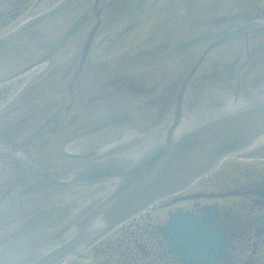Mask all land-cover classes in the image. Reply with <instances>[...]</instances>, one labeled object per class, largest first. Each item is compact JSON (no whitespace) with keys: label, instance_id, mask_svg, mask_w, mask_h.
I'll list each match as a JSON object with an SVG mask.
<instances>
[{"label":"water","instance_id":"water-1","mask_svg":"<svg viewBox=\"0 0 264 264\" xmlns=\"http://www.w3.org/2000/svg\"><path fill=\"white\" fill-rule=\"evenodd\" d=\"M13 1L8 0L11 3L8 8L13 6ZM19 1L22 3L23 0ZM253 1L111 0L108 6H104L107 19L105 25L120 28L104 34L107 32L104 25L105 29L98 36L104 34L105 37L92 42V58L96 62L110 58L117 64L105 66L108 72L97 84L88 81L90 74L85 77L83 83L87 85L78 91L76 106L62 135L48 138V152L56 155L60 148L68 153H85L106 143L107 136L115 138L130 127L144 128L149 125L154 118L150 113L155 112L157 107L153 99L159 98L160 92L175 75L184 77L187 74L209 39L221 34L239 19H253L258 14L264 17V11L258 13V8L252 9ZM263 1L258 0L259 3ZM93 3L94 0H24L19 6L17 20L0 32L1 52L3 47L6 50L0 56V67L12 56V48L17 47L20 51V48L31 47L30 41L34 47L21 50L22 63L40 55L46 60L26 71L23 69L28 64L18 68L13 66L8 69L7 75L0 78V93L4 90L9 93L0 95V126H7L8 123L19 121L30 114L34 116L30 127H37V123H43L52 114L58 98L55 93L43 95L39 91L46 82L54 85L52 90L56 87L63 89L72 74L68 68V59L73 56L77 62L83 47V41L80 43L75 34L68 33L74 21L62 23V14L59 13L71 12L70 16L77 20L80 16H77L78 13L86 15L92 12ZM243 8L248 13L241 18L239 14H242ZM45 14L50 15L37 19ZM56 16L61 20L59 19L58 24H53L58 21ZM219 16L224 19L219 24L209 22ZM233 16L237 18L233 19ZM32 21L33 24H38L32 27ZM49 25L52 29L45 32L44 29ZM91 25L92 19H88L85 26L89 29ZM130 25L132 28H128ZM164 25L168 27L152 43L146 41V45L142 44L141 38L148 31L151 35L158 34L159 30L151 27ZM164 30L170 32L165 33ZM41 31L44 36L39 35ZM257 33H264L263 20L246 22L219 35L184 79L173 112L165 111L161 124L146 136H138L127 153L93 162L73 173L79 181L93 183L89 188L91 196L99 201L41 250L39 257L29 264H60L73 257L121 222L146 210L155 201L183 190L208 174L227 156L264 155V78L254 84L226 89L216 88L209 78L204 80V76L215 72H226V76L229 72L238 73L243 63L245 70H248V78L253 72L264 69V37L249 40L250 58L253 53L257 58L254 67H249L247 63L246 41L240 38L214 50L196 74L195 81L200 84V88L192 92L189 87L196 69L212 49L238 37ZM15 34L18 36H14ZM89 40L90 38L86 43L87 47ZM163 41H167L168 48L157 59L159 64L155 65L151 61L147 65L145 58L148 52ZM167 58L172 59L168 61ZM48 61L58 65L49 66ZM90 67L94 69L98 65ZM98 74L102 75L101 72ZM143 75L147 76L148 82L156 81L152 93L145 98H134L121 91L119 84L122 80ZM116 83L119 87H116ZM93 84L95 86L92 89L90 87ZM188 96L195 103H191ZM67 97L66 94L65 99ZM21 104L24 105L20 108ZM138 106L143 111L146 110L145 114L149 115L147 120L144 119L145 114L131 109ZM49 110L52 112L47 114ZM83 110H87L89 116ZM130 110L143 117L140 116L135 121L125 120L128 122L125 125L116 126L111 123L107 132H89L99 127L102 120L116 119L115 121L121 120L118 122L124 123V116L131 114ZM74 114L77 118L71 122ZM197 185L198 183L194 186ZM192 220V215L172 216L166 229V239L177 250H190L195 254L202 252V259L210 261L211 253L207 252L204 244L214 240L215 236L202 229L205 222L197 221L193 224Z\"/></svg>","mask_w":264,"mask_h":264},{"label":"flooded vegetation","instance_id":"flooded-vegetation-1","mask_svg":"<svg viewBox=\"0 0 264 264\" xmlns=\"http://www.w3.org/2000/svg\"><path fill=\"white\" fill-rule=\"evenodd\" d=\"M251 7L258 8V13L263 12L264 1L259 3L254 0ZM242 13L239 14L241 18L247 16L248 10L244 8ZM257 16L262 17L259 14ZM101 19L103 26L102 13ZM247 20L249 19H239L236 23ZM164 43L158 47L163 51L149 54L153 56L149 57V61H157L158 58L154 56H161L167 50ZM245 53L249 67H254L257 58L254 53L250 58L248 45ZM93 61L97 64L95 59ZM98 62L105 64L109 60L103 58ZM87 67L88 65L85 73L96 76L97 68L90 67L88 71ZM248 74L243 63L238 73L229 72L228 76L226 72L221 73L220 79L229 86L240 85V82L252 80L250 77L258 79L264 76V69L253 72L249 78ZM83 75L77 79V83L82 80ZM176 82L177 77L169 83L164 97L153 99L157 107L155 112L150 113V116H154L152 123L144 128L130 127L114 139L107 136L106 143L99 146L102 148L74 155L75 164L70 165L69 169L50 160L48 154L47 157L44 156L48 141V137L44 138L45 135L53 130L59 131V127L37 128L29 137L25 120L21 123L28 135L23 128H19L21 126L0 129V264H26L39 252L46 240L59 234L65 226L97 203L89 189L93 183L81 182L73 173L92 162L126 152L136 141L135 136L142 135L147 130L145 128L159 122L155 120L162 106L164 113L168 110L172 113L176 101ZM155 84H147L146 76L143 75L119 85L123 93L143 97L152 92ZM6 94V91L0 93L1 96ZM189 100L195 103L192 97ZM138 113L143 115L147 112ZM142 115L127 114L124 116V123L112 120L116 126L125 125L128 124L127 120L135 121ZM147 116L149 115L145 114V120ZM109 125V122L103 123L92 129L91 134L97 130L107 132L111 128ZM53 135L55 133L51 136ZM258 160L226 158L215 171L200 179L214 173H224V177L229 179L224 186L218 187L210 183V191H195L193 186L200 181L198 180L188 189L161 199L146 212L120 224L82 253L62 264H189L180 261L164 240L167 220L171 214L179 211L204 218L209 222L205 227L223 238L226 248L218 264H264V159L259 160L262 163H258ZM252 161L256 162L254 166V163H250ZM246 162L251 165H246ZM253 173L256 175L254 179L251 178Z\"/></svg>","mask_w":264,"mask_h":264},{"label":"rangeland","instance_id":"rangeland-1","mask_svg":"<svg viewBox=\"0 0 264 264\" xmlns=\"http://www.w3.org/2000/svg\"><path fill=\"white\" fill-rule=\"evenodd\" d=\"M256 159H259L260 160V159H264V158H256ZM261 161H259L258 163H262ZM250 163L251 164L254 163L253 164V166H254L256 162L252 161ZM250 163H247L246 165H249L250 166L251 165ZM255 176L256 175L253 173V175L251 176V178L254 179ZM227 181H229V179L227 177H224V173H219L218 172V173H215L213 175V177H208V178H204V179L200 180L198 182V185L197 186H193V189L195 191L198 190V189L205 190V191H210V189L208 188V186L210 185V183L213 184V185H216V186L220 187V186H224V183L227 182ZM239 182H240V180H239ZM203 202H205V201H203Z\"/></svg>","mask_w":264,"mask_h":264}]
</instances>
